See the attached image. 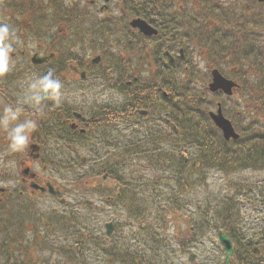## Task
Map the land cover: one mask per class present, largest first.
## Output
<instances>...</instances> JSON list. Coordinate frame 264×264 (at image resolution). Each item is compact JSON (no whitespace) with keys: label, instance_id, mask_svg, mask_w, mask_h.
<instances>
[{"label":"flooded vegetation","instance_id":"1","mask_svg":"<svg viewBox=\"0 0 264 264\" xmlns=\"http://www.w3.org/2000/svg\"><path fill=\"white\" fill-rule=\"evenodd\" d=\"M171 1L0 0V20L9 25V40L24 43L7 42L8 58H17L8 65L19 70L1 75L0 120L7 108L19 114L8 129L0 125L7 132L25 121L35 125L22 151L9 148V137L4 142L6 161L14 159L18 168L0 174V264H39L42 244L58 245L53 254L75 264H82L78 254L102 258V264H264V192L258 195L262 233L231 236L228 261L217 237L198 238L200 227L170 230L166 221H158L134 223L125 232L126 225L119 224L122 164L132 159L123 158L122 150L137 151L143 141L168 138L169 82L179 81L181 68L185 75L192 68L189 50L184 54L181 46L171 45L169 36L175 35L166 17ZM138 18L156 33L135 25ZM29 38L35 40L33 49ZM46 71L61 85L58 97L49 90L43 99L40 81ZM31 75L33 88L23 82ZM122 131L129 133L130 142L123 140ZM50 140L62 157L49 152ZM75 162L81 172L72 175L74 189L44 174L47 167L70 169ZM42 198L49 203L44 206ZM108 210L112 214L106 217ZM81 212L87 222L80 220ZM231 225L228 233L233 235L238 225ZM69 241L73 247L66 246Z\"/></svg>","mask_w":264,"mask_h":264},{"label":"rangeland","instance_id":"2","mask_svg":"<svg viewBox=\"0 0 264 264\" xmlns=\"http://www.w3.org/2000/svg\"><path fill=\"white\" fill-rule=\"evenodd\" d=\"M78 1V0H77ZM198 4H194V7L199 8H207L209 5L205 4L202 0H195ZM228 1V2H227ZM84 4L83 2H81ZM79 3V4H81ZM218 7H215L214 4H212V7L215 10L216 14V28L219 30L224 31L223 27H218L219 22L217 21L219 18L224 17L229 14L227 12L228 5L231 4L232 9L233 6L235 7V13L234 18L230 20L232 22V25L227 27V29L230 31L232 27H234L236 24L235 22L240 19V17L245 14L247 21H253L252 17H255L256 25H258V28H262L264 24H262V17H264V4H257L253 1H239V0H221L220 3H218ZM191 3L186 6V8L190 7L189 10L185 11H172L171 14L175 13L176 16L174 17L175 23H171L172 26V32L175 36H169L171 45L176 46V48L180 47L183 48L184 54H187L188 50H191V58L193 60L194 64V71L190 70L188 75H185V71L183 68L180 69L182 77L179 78V81L177 82H169L171 86H178L180 83H187L188 80H196L197 74L203 73L206 68L207 64L205 62V56L203 49L205 46V43H202V48L197 45L194 41V36L191 37L190 34H187L188 40L193 43L190 44L189 42H186L183 38V28H186L188 32L193 34L194 32H199L198 29H202L205 31V29L202 26L203 23V16L201 12H193L191 11ZM80 8V7H79ZM161 8V6H159ZM230 10V9H229ZM223 13V14H221ZM259 15V16H258ZM198 18V19H197ZM188 19L185 26L181 24L182 21ZM235 23V24H234ZM0 24H5L4 21L0 20ZM197 25V26H196ZM178 29L182 30V33L179 35L176 33ZM226 32V31H224ZM264 32V31H263ZM12 37V36H10ZM9 42H13L16 45H22L24 43L22 42H16L13 39L8 40ZM7 41V42H8ZM6 42V43H7ZM264 44V43H263ZM29 45L30 48L33 49L35 45V40L32 38H29ZM12 61H17V58L15 59H9ZM187 65L188 62L183 63V65ZM219 66H221L222 70L225 69L224 64L221 62L219 63ZM214 68V67H211ZM19 70L16 67L9 65V70ZM7 71V72H8ZM172 71V69H171ZM209 71V70H208ZM224 72H229L227 69H225ZM7 74V73H6ZM4 75V74H3ZM1 78V75H0ZM210 75L206 76L204 78V81L201 85H198L197 87H194V85H187L189 88L194 89H203L207 86V81H209ZM25 84H29L31 88L34 87V78L33 75L28 76V79L26 81H23ZM195 84V83H192ZM199 84V83H198ZM174 86V87H175ZM32 90H29L31 92ZM219 95V94H218ZM224 98V97H223ZM223 98L221 95L217 96L216 93L214 94H207L206 95V101L210 100L209 104V110L216 109L217 102H222ZM225 99V98H224ZM228 99V98H227ZM188 102V101H187ZM235 103V99H228L226 100L225 107L223 106L224 113L228 117L233 116L234 121H236V118H239L240 115L235 113V110L231 106ZM171 124L175 122L174 119H170ZM178 126L184 130V137H182L181 142H178L174 145L172 144H166L164 142L162 143H152L143 141L138 144L137 151L130 150L129 147H125L122 150V156H126L127 158H132L127 161V163H124L122 165V185L124 186L123 189H126V192L131 193L129 195V198H124V201L126 203H123V208L121 210L120 215V221L119 224L126 225L127 228L124 229L125 232L130 231V226L136 223L137 226H140V224H146L149 225H155L159 221L162 220H168L171 221L170 225H175V227H180L181 230L185 231L187 228H185L184 223L188 222L185 214L191 217L192 220L196 219V216L198 213L202 214V211H210V214L206 216V218L203 220L205 223V220L209 221L210 224H215V226H220L225 230V228L228 230L232 229L231 223H228V202H242V207L240 211L238 212L239 220L237 221V224L242 229L239 232L234 229L233 236L237 239H240L243 236H254L258 235V232L260 231L262 233V221L259 218H262V212L258 209V200L256 198H250L251 202L245 201V185L249 182H257V184H262V187L260 188V191L264 192V153L261 155L258 162L251 163V162H242L238 161V158L236 157V154L241 151V147L243 144H241V147L238 148L237 146H231L230 148H218L214 147V149H211L210 153V159L206 160L204 164L200 159L197 158L198 155V147H192L191 145H188L187 143L195 139V134H192L189 132L191 130L192 124L189 121V118L184 116L179 122H177ZM13 127H11L12 129ZM122 137L123 140H126L130 142L131 139L129 133L127 131H122ZM150 134V133H149ZM155 136H157L156 132H153ZM165 134H160V136H164ZM168 136H177V134L169 127L168 129ZM8 137V132L0 125V174H9V173H16L18 164L14 159H11V161L7 162L6 160V154L9 151V148L4 144L5 140ZM136 138V137H135ZM211 139L213 137L211 136ZM134 140V139H133ZM159 141V139H158ZM134 144L136 142L134 141ZM250 144V143H246ZM198 145V144H197ZM200 146V145H199ZM54 147V148H53ZM53 148V149H52ZM52 149V150H51ZM48 150L49 152H53L57 155L58 158L62 157L60 155V150H56L55 143L52 146V141H48ZM81 153V150L79 151ZM161 154H168V161L166 162V171L164 172L162 169L156 168L154 164L153 156H156V158H159V155ZM205 153H202V151L199 152V158H202V155ZM12 155H10L11 157ZM158 156V157H157ZM187 157V163H189L184 169H187L190 182H189V193L185 195L184 197V204L183 201H181V204L184 205V212L182 214H176L175 208L173 207V203L170 201H174L176 197V187H178L181 190H184V186L186 185V179L184 176L180 175H174L172 180L165 179L166 175L162 177L163 174H167L169 164H170V172H172V165L171 161H175L178 163L179 160H182L183 157ZM142 157L148 158V162H143L141 160ZM256 159V157H254ZM77 162V161H76ZM75 162L74 165L70 169H66L62 166H59V164L56 166V168H52L53 166L47 167V172H44V174H48L56 183L59 184V186H62L64 188H73V176L74 174H80L81 167L79 164ZM34 168L42 170V168L38 165H34ZM158 178L160 180H158ZM4 184V183H2ZM161 185H164L165 188L168 187V193L173 194L172 197H170L169 205H168V212L167 210L163 209L161 210L158 207H162L166 205V202L164 201V198L161 197L162 195V187ZM184 185V186H183ZM4 186V185H2ZM108 193L110 191H107ZM80 193V192H78ZM223 197V198H222ZM220 198V199H219ZM169 199V197H168ZM41 203L45 206L49 203L46 198H42ZM75 204H78L76 201H73ZM60 204V203H59ZM54 204L57 206V209L60 210V205ZM81 204V203H80ZM127 205L129 207V211L127 210V207L124 205ZM105 205V204H104ZM111 210H108L106 212V217H109L111 215ZM92 215V214H90ZM138 218H134L137 217ZM163 217V218H162ZM94 221L98 220V215H93ZM106 219H101L102 221ZM259 219V221H258ZM80 220H85V214L81 212ZM109 220L107 218L104 221ZM198 221V219H196ZM103 221V222H104ZM98 223V222H96ZM102 224V222L98 223ZM194 227L195 225H191ZM237 225H234L236 228ZM216 227H211L212 230L211 233H207V231L202 232L201 236L198 238H204L207 237L208 239L211 238V240L215 239L214 230L216 231ZM219 228V227H217ZM170 229V228H169ZM260 229V230H259ZM1 235V233H0ZM214 235V236H213ZM1 237V236H0ZM214 237V238H213ZM72 242V241H71ZM236 243L239 245L241 244L240 240H236ZM55 246L58 247V245H52V244H42L39 247V254L42 264H75L76 261H71V259L64 258L59 252L56 254H53L52 248ZM69 247H73L72 243H69L66 245ZM207 245H203V247H206ZM76 253V252H75ZM78 254L79 259L81 260L82 264H102L103 259L95 257L96 260L88 259L84 257V255ZM187 258H184V261ZM79 260V261H80ZM99 263H98V261ZM39 262V264H41ZM77 264H79L77 262Z\"/></svg>","mask_w":264,"mask_h":264},{"label":"trees","instance_id":"3","mask_svg":"<svg viewBox=\"0 0 264 264\" xmlns=\"http://www.w3.org/2000/svg\"><path fill=\"white\" fill-rule=\"evenodd\" d=\"M215 10L219 9H214L212 5L199 9V12L203 13L202 26L205 31L202 30L196 40L207 46H203L202 49L207 67H216L223 74L239 83L236 93L228 99H235L236 104L231 103V106L240 117L236 118L234 125L240 131L241 137L232 142H227L222 137L213 136L211 139L210 134L213 128H209L210 121L207 115L211 102L210 100L206 101V95L209 92L206 87L191 89L187 86L197 87L204 80H201L199 84H192L188 81L180 83L178 84L180 87L169 84L170 117L178 120L184 116L189 118L193 127L189 132L195 134L197 147H200V151L205 153L202 158H199L203 164L210 159L209 152L214 147L237 146L240 148L241 144H243L241 151L236 154L238 161L255 163L259 161L258 157L264 153V25L262 28H258L254 21L255 17H252L253 21H247L246 15L243 14L235 22L238 25L229 31L227 27L232 25L230 20L234 18L235 13V7L233 6L232 9L229 4L227 10L229 14L226 16L224 14V17L217 20L218 27H223L226 31L224 32L216 28ZM261 20L264 24V17ZM221 62L229 72H224L225 69L222 70L223 67L219 66ZM203 76L206 77L204 72ZM230 118L234 117L230 116Z\"/></svg>","mask_w":264,"mask_h":264},{"label":"clouds","instance_id":"4","mask_svg":"<svg viewBox=\"0 0 264 264\" xmlns=\"http://www.w3.org/2000/svg\"><path fill=\"white\" fill-rule=\"evenodd\" d=\"M10 28L7 24H0V75L5 74L9 70L8 57L11 51L10 45L6 43L10 39ZM44 91H49L53 97H58L59 89L61 87L58 81H53L48 78L40 81ZM19 114V110L13 112L11 108L5 109L4 116L0 123H2L5 129H8L9 122L16 120ZM35 127L31 121H25L24 123L17 124L8 132L10 139L9 148L12 151H22L28 144L29 133Z\"/></svg>","mask_w":264,"mask_h":264},{"label":"water","instance_id":"5","mask_svg":"<svg viewBox=\"0 0 264 264\" xmlns=\"http://www.w3.org/2000/svg\"><path fill=\"white\" fill-rule=\"evenodd\" d=\"M44 78H48V79L52 80V75L50 73H47ZM232 86H233L232 82L223 79L218 74L217 71H214V73H213V83L210 85L211 90H216L218 88H222L225 92L230 93V89H231ZM43 92L45 94L47 91L43 90ZM213 118H214L215 123L222 129V131H223V133H224L226 138H228L230 136L237 137V135L235 134L234 129H233L230 121L225 119L222 116L220 110L217 111V115H213ZM221 236H222L223 239H225L224 235H221ZM226 246L229 247L228 241L226 242Z\"/></svg>","mask_w":264,"mask_h":264}]
</instances>
